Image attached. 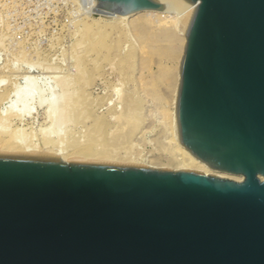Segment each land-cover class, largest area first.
<instances>
[{
    "label": "water",
    "instance_id": "obj_1",
    "mask_svg": "<svg viewBox=\"0 0 264 264\" xmlns=\"http://www.w3.org/2000/svg\"><path fill=\"white\" fill-rule=\"evenodd\" d=\"M194 12L179 67L190 169L0 151V264H264V0H93Z\"/></svg>",
    "mask_w": 264,
    "mask_h": 264
},
{
    "label": "rangeland",
    "instance_id": "obj_2",
    "mask_svg": "<svg viewBox=\"0 0 264 264\" xmlns=\"http://www.w3.org/2000/svg\"><path fill=\"white\" fill-rule=\"evenodd\" d=\"M89 5V0H0V76L7 78L10 83H21L24 82L22 75L26 71L31 70L39 75L48 67L46 70L53 73L49 72L47 76L52 77L40 78L39 81L42 87L49 83L46 88L50 89L46 91V95L55 87L58 94L66 91L75 100L73 106L68 107L71 108L67 110V114L65 112L67 118L70 117V120L67 119V126L61 123L51 129L50 122L46 120L45 109L40 107L33 115L35 119L25 121L24 128H27V132L33 131L36 138L34 140L40 142L41 129L48 127L47 132L51 133V137L67 138V143L62 147L66 146L68 153L70 150V153L74 151V147H71L74 143L84 147L83 144L87 142L88 145L92 141L95 146L99 144V148H110L107 152L118 157L125 155L127 151L132 154H152L149 159L155 162L154 165L167 164L174 170L176 161L168 157L169 154H166L163 147L168 140L166 134L169 120L165 119V114L173 107L176 84L174 73L178 59L172 57L170 44L164 37H140L134 32L126 34L121 31L123 26L117 32L106 28L99 35L93 30L85 38L82 31L84 25L86 27V24H92L99 17L93 10L94 7ZM126 22L124 25L128 27ZM112 31L116 32V36H113ZM109 36L113 38L110 39ZM53 75L68 80H65L69 84L67 90H63L58 84L60 79L55 80ZM132 113L140 118L139 127L134 131L133 122L128 123V116ZM114 115L116 119L118 116L119 121L115 120ZM94 137H97L98 142ZM73 138L74 141L78 140L73 143ZM81 138L82 142L86 139L82 146V142L77 143ZM109 144L111 145L107 146ZM112 145L120 150H115ZM125 145L127 150L123 148ZM131 146L133 149L128 150Z\"/></svg>",
    "mask_w": 264,
    "mask_h": 264
},
{
    "label": "bare ground",
    "instance_id": "obj_3",
    "mask_svg": "<svg viewBox=\"0 0 264 264\" xmlns=\"http://www.w3.org/2000/svg\"><path fill=\"white\" fill-rule=\"evenodd\" d=\"M89 3H90L89 6L92 5V7H94L93 10L96 12L97 16H99V17H98V19H96L97 21H93L92 24H90V25L86 24V27L84 25V28H83L84 30L82 29V31H83L85 38L90 36L91 32L93 30H95L97 34L98 33L101 34L102 31H106L105 30L106 28H110V30L111 29L116 30V32H117V29L123 26L121 31L126 33V34L127 33L130 34V33L134 32L135 35L137 34L136 36L139 35L140 37H144V36H146V37L151 36L154 38L158 37V36L164 37L166 39V42L168 41L170 44L169 49H170L172 57L173 58L175 57L178 59V64L176 67L177 70L174 73L175 74L174 78L176 79V84H175V88L173 91L174 92L173 103H172L173 107L169 113L165 114V116L167 117L165 119L169 120V122H168L169 126H167L168 130H167V134H166V135H168V140L165 141L164 147L162 146L164 148V150L166 151V154L167 153L169 154V155L167 154L168 157L176 161L177 165L175 164L176 166H175L174 170H181V169L197 170V171L204 172L207 175H217L220 178H226V179L234 180L237 182H241L243 180L242 176H236V175H232V174H228V173H224V172H219V171H216V170L209 168L207 165H205L204 163H202L201 161L196 159L188 150H186L179 143V141L177 140V137H176L175 125H174V112H175V99H176L177 88H178V83H179V67H180V62H181V59L183 56L184 47H185V43H186L187 31H188L189 24H190V21H191L193 12H194L193 6H189L180 14H178L176 12H168V11L146 10V11H142V12H138V13H134V14H130V15H120V14L104 11V10L100 9L99 7L94 6L93 0H89ZM100 20H102L104 23H101L102 21H100ZM126 21L128 22V27L125 26ZM114 32L112 31V33H114ZM114 34H113V36H116V34L115 35ZM121 35H122V33L120 34V36ZM110 36H112V34H110ZM127 37H129V36H127ZM112 38L110 37V39H112ZM122 38H124V37H122ZM98 39H99V37H98ZM122 40L124 41V39H122ZM163 41H165V40H163ZM152 42L153 41H151V43ZM179 44H180V46H179ZM167 51H168V49H167ZM97 52H98V50H97ZM32 65H35V64H31V66ZM121 65H123V64H121ZM45 68L48 70V67H45ZM46 69L44 72H42V74H39V75L35 74L31 70L26 71L22 75V80H24V82H21V83H10V81L7 78L0 76V151L46 152V153H51V154H54L56 156H59V158L62 159L63 161H67L68 159H90V160H99V161L116 162V163H137V164H143L144 166L149 167V168H170L169 166H167V164L166 165L160 164L162 166L154 165L155 162L151 161L152 159H149L150 157H152V154H149V155L148 154H140L141 152H139V154L138 153L132 154L131 151H127L128 153L125 152V155L118 157L117 155H112L111 150H110L111 153L107 152L110 148L109 149H107L108 147L106 149L104 147L99 148L98 147L99 144L97 146H95V144L92 143V141H90V140H89L90 142L88 141L89 142L88 145H87V142L85 143V145H86L85 146L83 144V142L86 141V139H84L82 142V138L80 139V142L79 141L77 142V143L82 142L81 146L83 144L84 147H80V146H78V144L75 145L76 143H74L79 139L77 136H74V137H76L78 139H76L74 141V138H73V140H72L74 145L70 144L71 147H74V151L72 153H70V151H71L70 150L68 153V152H66V150H67V148H65L66 146L62 147V145H65L67 138H66V140H64L63 137L58 138V139L51 137V135H50L51 133L49 134L47 132V130L49 131V129H47L48 127L41 129V133H40L42 135L41 140H40V142H36L34 140V139H36V138H34L35 135H33V133H32L33 131L27 132L26 131L27 128H24V126L26 125L25 121L28 120L29 118L35 119V117H33V115L36 113V111H38V109L40 107H44L45 115L47 118L46 120L50 122L49 127L51 126V129H54L53 126H57L58 124L60 125L61 123H65V125L67 126L68 123L66 124V122H67V119L70 120L69 119L70 117L67 118V116L65 115V112L67 114V110L71 108V107L70 108H68V107L71 105L73 106L74 101H75V100L73 101V95H71L70 93L67 94L66 91L62 92L61 94H58L59 92L57 93L55 91L56 90V89H54L55 87L49 91V94L46 95V91L50 89V88L49 89L46 88V86L49 85V83L48 84L46 83L45 87L44 86L42 87V85L39 82L40 78L45 77L46 79H50L52 77V75H51V77L47 76L48 75L47 73H49V72L53 73V72H51V71L48 72ZM55 76L53 77L55 80L60 79V80H58V82L60 81L58 84H60L63 87V90H67V87L69 85L68 82L65 81L67 79L63 80L64 77L60 78V76H59V78H58L57 76L56 77ZM119 92H121V91H119ZM74 95H75V91H74ZM121 97H123V96H121ZM76 99H77V96H76ZM79 100H80V98H79ZM76 107H77V105H76ZM77 109H79V108H77ZM83 109H86V107ZM114 117H115V120L118 119V116H117V119H116L115 115H114ZM96 119H98V118H96ZM139 119H140L139 116L134 115V113H132L131 115L128 116V123H131V121L133 122V125H132L133 130L132 131H134V129H137L139 127ZM16 121H17V123H16ZM118 121H119V119H118ZM99 122H100V120H98V123ZM113 124H115V123H113ZM119 124H121V123L119 122ZM98 125H97V127H99ZM95 126H96V122H95ZM62 127H63V125H62ZM125 127H127V126H125ZM103 128H104V126H103ZM108 129H110V128H108ZM121 129H123V127ZM123 130H125V129H123ZM53 131H51V132H53ZM96 131L99 132V130H97V129H96ZM102 131H104V129ZM115 131H117V130H115ZM101 132H100V134H101ZM123 132L125 133V131H123ZM139 132L141 133L142 130H140ZM115 134L117 135V133H115ZM59 135H61V134H59ZM64 135H66V133H64ZM55 136H56V134H55ZM118 136H119V134H118ZM88 137H85V138H88ZM95 139L98 142L97 137ZM111 140H113V139H111ZM118 140H119V138H118ZM108 141H110V140L108 139ZM119 141H121V140H119ZM124 141H126V140L124 139ZM101 142H102V140H101ZM127 142H129V141H127ZM149 142H151V141H149ZM70 143H72L71 140H70ZM123 143H125V142H123ZM123 143L121 145H123ZM117 144L118 143H116V145ZM110 145L111 144H109L107 146H110ZM67 146H68V144H67ZM103 146H104V144H103ZM113 146L114 145H112V147ZM126 146L127 145H125V147L123 146V148L126 149L127 148ZM132 146H133V142H132ZM132 146L128 147V150H130V148L133 149L134 146H133V148H132ZM68 147H70V146H68ZM113 148L115 150L119 149V148H115V146ZM120 148H122V147H120ZM72 150H73V148H72ZM126 150H124V151H126ZM112 151H113V149H112ZM136 151L138 152V150H136ZM113 152H116V151H113ZM260 178H261V180L264 181V177H260Z\"/></svg>",
    "mask_w": 264,
    "mask_h": 264
}]
</instances>
